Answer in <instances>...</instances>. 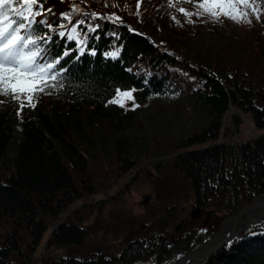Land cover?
I'll list each match as a JSON object with an SVG mask.
<instances>
[{
    "label": "trees",
    "instance_id": "obj_1",
    "mask_svg": "<svg viewBox=\"0 0 264 264\" xmlns=\"http://www.w3.org/2000/svg\"><path fill=\"white\" fill-rule=\"evenodd\" d=\"M61 1L38 0L33 11L40 14L31 25L43 50L38 63L59 60L51 70L56 79H48L50 87L38 93L34 107L22 111L0 95V264H32L50 227L47 246L55 252L43 257V264H171L218 232L237 207L264 198V133L239 146L183 152L217 141L230 107L264 131V25H253L260 30L257 37L247 26L252 18L237 22L244 48L235 40L232 47L220 42L192 51L182 45L189 30L184 21L193 17L188 6L203 0ZM73 6L89 13L74 12ZM123 92H131L132 99L119 96ZM182 100L191 105L193 123L179 137L172 120L155 121L152 129L159 132L142 121L141 113L153 102ZM169 153L172 159L157 163L158 183L189 195L191 207L204 214L198 225L176 229L160 217L166 213L147 205L141 217L149 225L137 219L134 231L121 232L125 246L114 258L101 250L81 253L88 229L75 215L61 217L72 203L94 193L100 178L96 173L89 179L90 164L115 161L126 173L142 158ZM154 217L159 221L152 223ZM134 232L146 234L130 238ZM202 264H264V222Z\"/></svg>",
    "mask_w": 264,
    "mask_h": 264
},
{
    "label": "rangeland",
    "instance_id": "obj_2",
    "mask_svg": "<svg viewBox=\"0 0 264 264\" xmlns=\"http://www.w3.org/2000/svg\"><path fill=\"white\" fill-rule=\"evenodd\" d=\"M58 1L63 3L61 0ZM249 3L253 4V7L257 9V13L254 14L252 9H244L243 6H241L240 11L241 13L247 12V19H241L240 21L247 22L252 18V23L247 24L250 29L249 31L254 34V36L260 37L261 33L259 29L264 25V7L260 8V0H249ZM188 7V10L193 13V17L184 21V24H189V30L184 33L185 41L182 40V45L185 48L196 51L205 49V47H213L220 42L228 43L230 47H232L233 43L230 41L235 40L239 42L236 45L240 48H244V43L246 42L245 36L242 35L240 28L237 26V21L229 19L222 14L219 15L218 19L213 18L200 9L199 5L196 7ZM74 8L89 13L86 8L81 9L80 7L73 6L72 9ZM189 11L186 12L190 13ZM257 14L261 18V22L254 18ZM95 15H98L97 12ZM253 25L259 27V29H254ZM171 33L174 32L168 33L170 39ZM259 40L255 37V41ZM245 80L249 81L252 79L246 77ZM191 115V105L188 101L182 100L168 104L153 102L144 109V112L141 113V118H143L142 121L145 122L146 125L149 124L147 127L151 129L150 131L156 132H159V129H152V125L155 121L172 120L174 136L179 137L181 135L179 131L184 132L186 129H191L193 121L188 118ZM233 117L238 119V125L233 124ZM263 133L264 131L255 129L252 119L248 114L230 107L223 117L222 127L219 133L220 136L217 141L195 145L185 149L183 152L202 149L212 145H221L223 143L229 146H239L246 141L257 138ZM173 156L174 153H169L162 156L142 158L138 166L128 170L126 173L119 169L115 161H110L108 163L104 161L100 165L90 164V169L87 172L89 179L91 180L93 176L95 177L96 173L100 178L99 182L96 181V184H93L94 193L86 195L82 199L72 203L67 213L61 217V220H63L67 218L68 215H75L77 216L75 222L78 219V223L82 225V227L88 229V237L79 248L81 253L90 254L94 251L101 250L105 252L107 256L114 258V255L118 254L120 248L125 246L126 240L122 239L123 235L121 232L126 233L134 231L135 224L132 225V223H136L137 219L146 220L145 217L141 216L147 213V209H145L147 205L157 208V214H160L162 211L166 213L167 215H162L160 217L165 222L171 221L169 225L175 226L176 229H183L185 226H188L189 223H197L198 219H202V216H204L203 212L199 209L196 211L195 208L191 207L189 195L178 193L179 188L176 186H161L160 183H158L156 174L159 170H157V163L172 159ZM1 175L0 173V180L2 179ZM158 185H160V187H158ZM161 195L164 196L163 202L160 201ZM145 197H149V201H147L148 203L144 206L142 204ZM171 201L174 202V205L172 204L173 207L171 205L169 209L166 203L168 204V202ZM175 206L178 208L177 212H174ZM239 207H237V209ZM193 212V216L196 215L195 219L192 217ZM160 217H154L151 222L154 223L156 220L159 221ZM208 219L209 215H206L204 223ZM145 225L147 226L149 223L145 221ZM196 225H198V223ZM53 230L54 227H50L44 233L37 251L35 252L32 264H43V257L51 256L55 252L53 248H48L47 246L48 239ZM134 234L135 232L130 238L133 237ZM142 234L146 233L141 232L135 235L142 236ZM171 236L172 235L169 234V237ZM130 238L128 237V239ZM97 242H102L105 246ZM177 261L178 259L171 264H176Z\"/></svg>",
    "mask_w": 264,
    "mask_h": 264
},
{
    "label": "snow or ice",
    "instance_id": "obj_3",
    "mask_svg": "<svg viewBox=\"0 0 264 264\" xmlns=\"http://www.w3.org/2000/svg\"><path fill=\"white\" fill-rule=\"evenodd\" d=\"M241 6L257 13L249 0H203L199 3V8L213 18L218 19L222 14L237 22L247 19V12L240 11ZM34 7H38V0H0V95L16 101L21 111L29 105L34 107L38 93L50 87L48 79H56L51 70L59 63V60L38 63L43 50L37 46L40 38L31 31L34 17L40 14L33 11ZM73 11L80 10L74 8ZM180 11L189 15L184 9ZM256 18L259 19L258 14ZM25 32L27 35L23 34ZM119 96L132 99L131 92L119 93ZM112 102L120 103L119 100Z\"/></svg>",
    "mask_w": 264,
    "mask_h": 264
},
{
    "label": "water",
    "instance_id": "obj_4",
    "mask_svg": "<svg viewBox=\"0 0 264 264\" xmlns=\"http://www.w3.org/2000/svg\"><path fill=\"white\" fill-rule=\"evenodd\" d=\"M249 211L253 212L247 218L243 217ZM195 216H192L193 219H195ZM263 222L264 198H256L252 203L245 204L236 209L230 217L222 221L218 232L213 234L208 240L205 239L197 250L187 253L178 259L176 264H202L214 252L226 246L231 239L246 231L251 225L261 224ZM221 235H223L222 238L220 237ZM209 244H212V247L208 248L207 246Z\"/></svg>",
    "mask_w": 264,
    "mask_h": 264
},
{
    "label": "bare ground",
    "instance_id": "obj_5",
    "mask_svg": "<svg viewBox=\"0 0 264 264\" xmlns=\"http://www.w3.org/2000/svg\"><path fill=\"white\" fill-rule=\"evenodd\" d=\"M259 202V201H258ZM196 210V209H195ZM195 212V211H194ZM253 211H249V212H247L246 214H245V216H243V217H245V218H247V216H249L251 213H252ZM193 214L194 213H192V216H193ZM222 236L223 235H221L220 237L222 238ZM216 241V240H215ZM215 241H214V243H215ZM208 248H210V247H212V244H209L208 246H207ZM195 259V258H194ZM194 259H192V261H194Z\"/></svg>",
    "mask_w": 264,
    "mask_h": 264
}]
</instances>
